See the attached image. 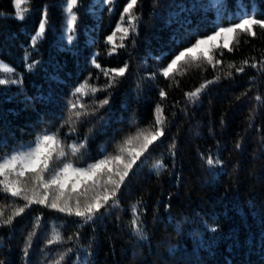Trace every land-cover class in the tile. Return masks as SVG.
Here are the masks:
<instances>
[{"label":"trees","instance_id":"16d2710c","mask_svg":"<svg viewBox=\"0 0 264 264\" xmlns=\"http://www.w3.org/2000/svg\"><path fill=\"white\" fill-rule=\"evenodd\" d=\"M12 1L0 0V62L13 69L0 78L19 83L0 85V157L38 134L58 133L67 158L87 166L115 155L138 129L155 130L157 105L167 122L165 136L121 186L118 207L85 223L34 204L0 226V264H54L61 255V264H264V29L254 26L255 36L238 31L232 51L214 50L221 61L215 68L200 60L182 64L172 78L160 74L195 39L248 16L264 20V0H138L135 30L123 12L130 0H78L76 26L66 33L64 0H23V19ZM118 24L129 28L127 36ZM125 64V75L106 87L104 71ZM216 76L195 102L186 98ZM85 83L99 91L74 95ZM77 99L87 106L77 110L88 114L70 121L69 102ZM104 99L109 103L99 107ZM73 143L85 144L77 156L67 148ZM24 203L0 191L5 218ZM55 232L65 239L50 245Z\"/></svg>","mask_w":264,"mask_h":264},{"label":"snow or ice","instance_id":"6c2138e0","mask_svg":"<svg viewBox=\"0 0 264 264\" xmlns=\"http://www.w3.org/2000/svg\"><path fill=\"white\" fill-rule=\"evenodd\" d=\"M22 2L23 0H15L16 7L19 8ZM65 2V11L70 14L67 19V29L73 31L77 23V16L73 9L78 6V0H65ZM137 2L138 0H130L123 9V12L128 14L127 23L132 30H135L134 22L136 20V17L132 15V9L137 5ZM108 3L111 4L112 0H108ZM17 16L20 19L24 18L21 12H18ZM121 19L123 20L124 16ZM254 26L264 29V20L248 16L241 18L238 23L228 27H219L210 35L195 39L194 43L184 47L166 66L162 67L160 74L166 79L172 78L182 64H190L200 60L207 61L215 68L221 61H214L213 51L219 50L221 55L222 49L232 51L230 45L233 43L238 31L255 36ZM116 31L123 32L124 36H127L129 28L118 24ZM44 33L45 22L42 21L39 25L38 36H43ZM114 36L115 32L107 37L108 43L114 44ZM68 39L71 40L72 36H69ZM221 39L223 40L222 44L220 43ZM119 46L122 47L123 45ZM115 50L116 47L114 46L112 51ZM247 64V60L243 61L242 66L236 68V71L243 72V65ZM95 66L97 68L101 67L98 63ZM228 67L233 68L235 65L229 64ZM251 67H257V65L252 64ZM127 68L128 65L125 64L123 67L105 70L103 74L110 77L106 87H111L116 77L124 76ZM12 71L13 69L0 62V72L8 74ZM180 74L182 75L183 72H180ZM225 75L231 77L232 72H227ZM153 76H155V73H153ZM220 79V76H216L214 80L201 83L193 91L185 93L186 98L190 102H195L209 85L218 82ZM16 83H19V81L0 78V85ZM86 90H90L92 94L99 91L98 88L85 83L74 90V95H86ZM166 95V92L161 89V98H165ZM257 99L260 98L257 97ZM108 103V99H104L99 102V107H103ZM69 105L70 121L72 116L79 120L81 116L88 114L86 111L77 110L78 108L86 109L87 107L79 99L75 102L70 101ZM166 122L167 117L164 115V110L160 105H157L155 130L138 129L135 134L129 135L118 145V151L115 155L107 154L102 159H97L87 166H77L67 158L69 152L65 150L64 142L60 139L58 133L44 132L38 134L35 141L27 147L0 157V191L10 194L11 197H18L25 202L22 206L16 205L6 218L3 207H0V226L12 224L15 217L23 214L26 209L34 204L48 207L69 216L74 215L81 218L85 223L93 221L97 214L101 212V209H105L106 206L118 207L117 193L121 190V186L126 183V178L129 177L130 172L133 171V166L141 156L148 152L149 147L154 142L165 136ZM72 130L75 131L74 128ZM84 147L85 144L82 143L67 145L72 156H77ZM171 148L174 149L175 144ZM207 162L210 165L214 163L212 159ZM135 210L136 206L133 205V211L135 212ZM132 224L136 235L141 239L145 238L143 229L137 226L138 218H135ZM32 235L34 233L29 235V241ZM72 238V236L67 237L68 240ZM64 239L60 232H55L47 243L50 245L58 244L62 243ZM28 247H30V243L26 245L25 255H27ZM68 251H71V249ZM63 259L64 256L61 255L60 259L56 260L54 264H61Z\"/></svg>","mask_w":264,"mask_h":264},{"label":"rangeland","instance_id":"374dc122","mask_svg":"<svg viewBox=\"0 0 264 264\" xmlns=\"http://www.w3.org/2000/svg\"><path fill=\"white\" fill-rule=\"evenodd\" d=\"M13 2V6H14V8H15V12H14V14L17 16V13L18 12H22V10H21V5H20V7L19 8H17L16 7V4H15V0H13L12 1ZM63 6H64V11H65V9H66V2H65V0H64V4H63ZM69 13L68 12H66L65 11V21H64V23H63V25H62V32L63 33H66L67 32V19H68V17H69ZM68 34V33H67Z\"/></svg>","mask_w":264,"mask_h":264}]
</instances>
